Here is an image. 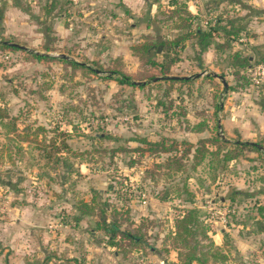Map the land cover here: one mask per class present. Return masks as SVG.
Masks as SVG:
<instances>
[{
  "label": "rangeland",
  "instance_id": "rangeland-1",
  "mask_svg": "<svg viewBox=\"0 0 264 264\" xmlns=\"http://www.w3.org/2000/svg\"><path fill=\"white\" fill-rule=\"evenodd\" d=\"M74 5L78 4L69 3L70 13L65 15L64 36L58 37L54 33L51 14L42 11L37 20L42 17L41 21L45 25L50 23V27L45 28L35 44L28 45V40L14 33L1 35L18 45H28V50L55 56L63 54L68 59L102 71L92 73L56 59L37 60L21 50H0V110L7 113L6 118H0V216L14 198L21 195L16 189L23 192L25 188L33 187V176L44 170L46 174L40 177L44 181L52 180L49 187L54 193H63L64 205L74 203L72 201L77 198L89 199L93 192L98 198L109 199L122 208L129 203L130 226L144 223L147 227L142 235L146 239L144 244L152 247H145L142 251L129 249L126 256L119 252L123 264L137 263L141 254H149L143 264L157 259L156 254L163 247L161 239L173 230L174 214L181 213L182 207L191 206L199 208L200 218L209 226L213 242L221 245L225 241V247L230 248L226 264H264V211L261 214L257 209L264 205V132L253 134L257 120H250L248 127L226 121L223 111L224 104L228 103L244 118L255 116L254 112L261 114L264 110V85L253 87L246 67L229 64L234 51L239 52V57L248 56L254 63L257 61L258 55L252 48L255 45L253 39L250 35H242V40L230 42L222 48L214 44V52L207 61L201 52L191 48L192 41L188 40L177 54L180 58L170 65L168 75H192L191 82H156L148 77L161 75L159 66L147 64L146 58H139L130 48L141 43L144 35L150 33L137 32L136 39L120 42V48L131 43L125 55L124 50L116 54L122 50H115L117 43L112 38L120 34L127 39V24L112 22L105 15L106 20L95 24L82 20L84 25H79L77 30L75 22L84 14L81 7ZM218 14L220 12L213 16ZM157 25L162 37L174 31L160 23ZM153 32H157L156 29ZM213 40L218 41V38L214 36ZM46 44L50 45L49 50L45 49ZM152 58L156 61L163 59L160 53ZM115 66L134 80L142 79L147 84L138 87L106 79L104 70ZM213 68L219 69L216 73H222L223 77L215 74L211 80L204 78L214 71ZM228 83L235 89H224ZM216 103L220 106L217 109ZM198 121L205 124L204 130L190 132L186 129L187 124ZM14 128L19 131L18 137L12 133ZM101 133L108 137H100ZM216 133L228 141L225 146L233 151H236L233 142L252 141L259 143L260 152L242 147L236 158L224 163L214 156L211 165L206 158L194 166V161L188 157L185 168L175 179H180L179 186L183 181L187 183L193 194V203L184 200L187 195L182 191L179 197L164 202L157 197L162 184L169 183L165 180L168 178L160 174L163 170H154L153 165L162 160L164 154L145 152L138 156L125 150L113 154L109 151L114 147L137 145L136 141L127 140L135 135L151 141L168 135L194 142L199 137ZM54 136L57 145L63 140L70 149L74 148L73 154L66 151L61 154L67 157L68 167L60 164L55 169L41 167L45 159L39 155L36 145L48 143L45 141ZM209 147L215 149L211 143ZM132 157L136 162L131 165ZM146 167L153 169L155 175L158 173L156 181L144 176ZM91 187L95 188L93 192ZM113 187L117 188L115 191H119L121 198L131 193V200L128 203L118 200L116 193L111 191ZM143 199L146 201L141 209ZM146 207L150 209L149 213L139 214L145 212ZM60 209L58 206L57 211ZM166 255L169 257V251Z\"/></svg>",
  "mask_w": 264,
  "mask_h": 264
},
{
  "label": "trees",
  "instance_id": "trees-1",
  "mask_svg": "<svg viewBox=\"0 0 264 264\" xmlns=\"http://www.w3.org/2000/svg\"><path fill=\"white\" fill-rule=\"evenodd\" d=\"M66 1L70 3V0ZM170 3L172 5L171 8L158 9L157 22L161 25L170 27L169 29L174 31L170 34H166L162 39H152V35L145 34V38L141 43L133 44L130 47L133 54L139 58H146L145 61L147 64L159 66V73L161 75H150L148 77L149 80L170 83L178 82L180 84L191 82L192 75H168L170 65L177 58H180L177 54L184 48L188 40H191L192 44H196L199 51L202 52L212 44L214 36L218 37V41H214V44L218 48H222V46L229 45L230 42L240 41L242 35L247 36L249 34L247 30L237 24L238 19L229 16V12L226 9L222 10L220 14L213 16V20L212 18L206 19L203 23L204 26H201L200 24H196L197 15L188 10L187 4L184 1L171 0ZM49 39H51L50 36ZM50 48V45H45L46 50H49ZM5 49L21 50L26 53V55L37 60L56 59L67 63L72 67L82 68L92 73L102 71L101 68V70L95 69L83 62L68 59L66 55L55 56L48 53L28 50L25 47L18 45L16 42L8 41L1 37L0 50ZM156 53H160L162 56L163 59L161 61H156L152 58ZM239 55L238 51H234L230 56L231 61L229 64L249 69V67L255 63L264 62V54L260 55L255 63L250 59L252 57H239ZM104 72H106V74L103 76L106 79H115L121 84L138 87H143L147 84V81H143L142 79L141 81L134 80L130 74L119 66L111 67L104 70ZM235 75L237 76L236 73ZM214 76L216 75L209 73L204 78L211 80ZM219 76L222 78L223 74ZM235 85L239 84L235 83ZM224 89L234 90L235 86L231 84L229 85L228 83L224 85ZM215 107L217 109V107L220 106L216 103ZM6 116L7 113L0 110V118H6ZM204 128L205 124L199 121L192 125L187 124L186 127L190 132H201ZM12 133L16 137L19 136V131L15 128L12 130ZM45 136L50 138L49 136L51 135ZM99 136L108 137L106 133H101ZM25 138L27 137L25 136ZM56 139V136H54L52 139L45 141H48V143H37L36 148L40 151L39 155L45 159L41 167L55 169L59 164L62 167L63 165H67L66 167H68L67 157H63L61 154L65 151L73 154L74 148L70 149L67 143L63 140H61L60 145H57L56 143L58 140ZM127 140L136 141L138 144L135 146L111 148L109 150L111 154L117 150L130 151L132 154L136 153L138 156L143 155L145 152H148L149 155L164 154L165 156L163 159L154 162L153 165L156 167L154 170H163L160 174H164L165 178H168L165 180H169V183L162 184L160 190L157 191V197L161 200H170L171 198L179 197L181 193L180 191H182L187 195L184 200L190 203H193L192 191L188 188L186 182L183 181L182 185L179 186L180 179L177 181L175 179L185 168L186 159H188V157L194 161V166L206 158L209 161L208 164L211 165L210 162L214 156L219 157L218 160H221L224 163L236 158L240 153L239 148L242 147L251 148L260 152L259 143L252 141L233 142V149L236 150L233 151L225 146L228 141L217 133L209 137H199L194 142L182 139L179 140L176 137H169L168 135H164L161 139L154 141L138 135L130 137ZM209 143L213 144L215 149L210 148ZM209 157L210 159H208ZM132 158L133 159L129 162L131 165L136 162L134 157ZM43 174H46L44 170L39 172V176ZM154 175L155 173L153 169H149V167L145 168L144 176L156 181L157 178H159V176L157 177L158 173L155 176ZM115 190H117V188L113 187L111 191L116 193V198L118 200H124L127 201V203L131 200V193H129V196L121 198V196L118 195L119 191ZM236 192L238 191H233L232 193ZM73 202L79 215L92 216L95 218L94 229L102 233L101 240L118 253L120 252L123 256H126L129 249L142 251L145 247H152L144 244L146 239L144 240L142 235L145 234L143 232H145L147 228L144 223L141 222L130 226L132 224V217L130 215L129 203L122 208L121 206L115 205L112 201H109V199L98 198L95 192H93L89 199L85 200L77 198L73 200ZM257 209L262 214L264 211V205H259ZM179 212L181 213L174 214L173 230L165 234L161 239L163 247L160 250L167 253L169 249H174L177 258L176 264H226L229 259L228 252L230 248H228V246L225 247V241L221 245L213 242L209 235V226L205 220L200 218L199 208L196 206L182 207ZM79 215H75L74 219H79ZM75 264H82V262L76 261Z\"/></svg>",
  "mask_w": 264,
  "mask_h": 264
},
{
  "label": "crops",
  "instance_id": "crops-1",
  "mask_svg": "<svg viewBox=\"0 0 264 264\" xmlns=\"http://www.w3.org/2000/svg\"><path fill=\"white\" fill-rule=\"evenodd\" d=\"M170 1L79 0L78 5L74 6L81 7L80 11L83 12L84 17L78 16L79 19L75 24L78 30L80 26L84 25V21L95 24L97 21L106 20L105 15H108L112 22L120 23V25L127 24V35L129 36H126L127 39L120 34L112 38L117 43L114 46L115 50H122L116 51V54L123 53L124 50L125 55L131 42H127L122 48L118 44L129 41L131 38L136 39L137 32L150 33L154 35V39L163 38L161 32L159 33L157 30V11L158 9L171 8ZM178 1H184L187 4L188 10L197 15L196 24L201 26L206 19L212 18L214 14L224 9L228 10L229 16L238 19L237 24L247 30L248 35L255 42L252 48L258 57L264 54V0ZM33 10H37V12L33 13L35 12ZM41 11L51 14V25H55L54 29L52 28L54 33L58 37L64 36L65 15L67 12L70 13V6L66 0H0V19L3 20L0 24L3 27L0 28L2 32L0 39L1 35L9 32L14 33L15 36L24 37V40H28V45L35 44L40 38L38 36L43 35L45 28L48 25L50 27V23L45 25L41 21L42 17L40 21L37 20L38 13ZM90 12L92 14H88ZM155 29L157 32H153ZM156 33L158 34L155 35ZM214 41L200 53L206 61L209 60V55L214 52ZM20 45L28 47L26 44ZM191 48L198 50L197 53L200 52L196 44H191ZM32 50L39 52L35 49ZM213 70L210 73L222 74L216 73L219 71L217 68H213ZM224 107L226 121L237 122L239 126L248 127L250 120H257V128L253 130V134L264 132V110L261 114L254 112L255 116L247 115L248 117L244 118L238 115L239 113L230 103L224 104ZM243 132L245 134L244 130H242ZM262 134L264 137V133ZM81 172L83 173V171ZM32 182L35 185L25 188L23 192L21 189H16V192L21 195H17L0 216V264H75L76 261H80L82 264H123V258L101 240L100 231L95 230L91 225V223L94 225V217L79 215L73 203L64 205L66 200H64L63 193H54L49 187L52 180L44 181L39 173H35ZM90 189L93 192L95 188L91 187ZM145 201L146 199L142 200L141 209H143ZM58 206L61 209L57 211ZM62 208L65 210L61 211ZM149 210L146 207L145 212L142 211L139 214H148ZM75 215H79L80 218L75 220ZM215 243L220 244L217 241ZM148 255L141 254L140 257H137V263L143 264L144 259L149 257ZM156 255L158 258H153V261L147 264L177 263L174 249H169V257L163 250H160Z\"/></svg>",
  "mask_w": 264,
  "mask_h": 264
},
{
  "label": "built area",
  "instance_id": "built-area-1",
  "mask_svg": "<svg viewBox=\"0 0 264 264\" xmlns=\"http://www.w3.org/2000/svg\"><path fill=\"white\" fill-rule=\"evenodd\" d=\"M72 4H78L79 0H70ZM242 40V38H240ZM250 80L253 87L264 85V62H258L249 67Z\"/></svg>",
  "mask_w": 264,
  "mask_h": 264
},
{
  "label": "water",
  "instance_id": "water-1",
  "mask_svg": "<svg viewBox=\"0 0 264 264\" xmlns=\"http://www.w3.org/2000/svg\"><path fill=\"white\" fill-rule=\"evenodd\" d=\"M21 46V45H20ZM23 47V46H22ZM63 55V54H62ZM260 148H261V146H259ZM109 187H110V185H109Z\"/></svg>",
  "mask_w": 264,
  "mask_h": 264
}]
</instances>
